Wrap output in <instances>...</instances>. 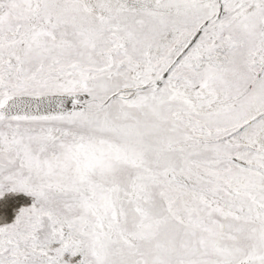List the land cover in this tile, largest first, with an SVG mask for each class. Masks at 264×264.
<instances>
[{
  "label": "snow or ice",
  "instance_id": "obj_1",
  "mask_svg": "<svg viewBox=\"0 0 264 264\" xmlns=\"http://www.w3.org/2000/svg\"><path fill=\"white\" fill-rule=\"evenodd\" d=\"M0 264H264V0H0Z\"/></svg>",
  "mask_w": 264,
  "mask_h": 264
}]
</instances>
